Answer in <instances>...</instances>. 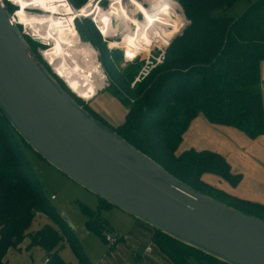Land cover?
I'll return each mask as SVG.
<instances>
[{
    "label": "trees",
    "instance_id": "1",
    "mask_svg": "<svg viewBox=\"0 0 264 264\" xmlns=\"http://www.w3.org/2000/svg\"><path fill=\"white\" fill-rule=\"evenodd\" d=\"M68 1L74 8L85 2ZM176 1L183 8L188 24L164 48L160 62L132 86L137 75L133 65L123 71L117 69L108 59L101 38L93 37V32L96 33L93 27L90 25L89 29L75 21L81 38L98 49L110 80L108 88L126 110L116 126L84 105L42 60L37 53V42L26 35L24 38L60 86L96 119L192 188L264 220V204L230 195L204 180L203 175L210 173L232 186L239 183L241 174L232 173L223 155L207 149L176 153L183 133L198 114H203L212 124L235 127L251 139L264 134L260 75V63L264 61V0L251 1L235 18L220 15L218 11L231 7L237 0ZM5 4L11 13L14 6L7 0ZM22 145L31 148L0 109V264L10 247L21 251L20 244L25 240V249L39 246L45 251L48 260L43 264H67L60 256L64 244L72 249L77 264H93L73 227L45 193L25 158ZM97 198L96 211L81 205L87 217L84 226L105 241L109 223L100 212L114 206ZM39 216L52 223L29 230ZM152 230L154 244L173 264H191L192 258L207 264H227Z\"/></svg>",
    "mask_w": 264,
    "mask_h": 264
},
{
    "label": "water",
    "instance_id": "2",
    "mask_svg": "<svg viewBox=\"0 0 264 264\" xmlns=\"http://www.w3.org/2000/svg\"><path fill=\"white\" fill-rule=\"evenodd\" d=\"M0 109L33 151L96 197L227 264H264V220L192 188L79 105L33 52L5 0Z\"/></svg>",
    "mask_w": 264,
    "mask_h": 264
},
{
    "label": "rangeland",
    "instance_id": "3",
    "mask_svg": "<svg viewBox=\"0 0 264 264\" xmlns=\"http://www.w3.org/2000/svg\"><path fill=\"white\" fill-rule=\"evenodd\" d=\"M134 1L136 3H139L144 8L149 9L150 3L155 4L157 0H123L125 13H128V15L133 14V16L141 24H145L147 22L146 16L144 15V13L136 10L137 7L133 4ZM173 1L176 2L181 8V11L173 16V20L176 22L181 21L182 15L185 19L183 21L184 23L186 21V16L184 14L183 8L176 0ZM251 1L253 0H237L231 7L225 10H219L218 14L234 18L238 17ZM66 2L69 4L73 11L77 12L76 15L73 16V27L78 36V40L82 43V45H88V47H85L88 52L91 51V49L95 51L94 59L98 64V75L99 77L104 78L103 81L105 83L104 86L100 90H98L97 94L92 99L88 101L83 100V104L88 105L102 120L106 121L112 126H116L123 120L126 110L122 106V104L112 95V92L108 88L110 80L100 60V53L98 49L90 41L83 40L81 38V34L76 28L75 21L78 20L79 24L86 26V28L89 27L90 29L91 26L93 27L96 32H93V37L98 36L101 38V41L104 44V48L108 54V59L115 65L117 69L123 71L128 68L129 65H133V67L137 71V75L134 78L133 82H131V86L135 81L141 80L149 72V70L155 66L156 63L160 62L164 52V48L166 47V41H164V39H169L171 35H173V33L158 34L152 40L147 42V47L139 56L128 60L125 57L127 53V37L131 34V32H133V27L131 25H128L127 28L125 27V29L121 30L119 29V23L116 22L115 19L111 20L109 23L111 29L113 31L115 30V32L114 35L111 34L110 37L108 35V28L100 26L95 21L94 16L91 17L78 13V11L81 10L85 5L91 3L93 5V8L97 7L99 9H97V13H101L102 11L107 14L110 7H113V2L111 0H85V2H83V4L79 6V8H74L68 0H66ZM16 11L17 7L14 6V9L11 11L12 17L16 14ZM33 12L35 13V11ZM158 12L159 10L157 8L154 11H150L149 15L158 17ZM36 13L40 12L36 11ZM20 30L24 32V35L29 37V39L37 42V53L41 56L42 60L46 62L50 70L55 75H57L53 67L50 66L48 60H46V58L44 57V53L51 50V44H49V42L37 40L34 37L30 36L27 32H25V28L21 25ZM113 45L115 47H112ZM61 80L63 81V79ZM261 90L264 97V80H261ZM206 132L210 133V131ZM204 134L205 132H203L202 138H207L204 137ZM262 135L255 140H251L243 135L245 142L239 141V146L241 145L242 147V157L239 161V167H233V170H235V172L232 173L243 174V178L236 187H233L231 184H229L228 181L214 174L205 173L203 175V178L205 180L214 182V184H216L217 186L223 185L227 186L228 188H235L237 189V191L235 192L236 194H244L249 200L264 204V135ZM181 149L182 147L180 145L176 150V153H178V151H180ZM22 150L24 152L25 158L28 160L35 174L40 179L47 196L50 198L51 195H54V199L50 198L52 204L56 207L60 215L69 224L72 225V227L74 228V233L80 240L87 257L93 264H95V261L102 255L108 253L110 248L113 246L105 242L97 234L87 232L84 227V222L87 217L83 214L81 205L83 204L92 211H96L99 207L98 198L93 193L61 173L54 166L40 157L31 148L22 145ZM111 213L113 212H110L108 210H102L100 212L101 216L108 220L111 225L119 227L122 226L123 223L121 222L120 218ZM43 223L52 222L44 216H39L32 223V226L29 230H34ZM60 256L67 264H77V259L68 244L63 245L60 250ZM196 256L199 257L198 255ZM190 263L207 264L203 261L200 262L196 258L190 259Z\"/></svg>",
    "mask_w": 264,
    "mask_h": 264
},
{
    "label": "bare ground",
    "instance_id": "4",
    "mask_svg": "<svg viewBox=\"0 0 264 264\" xmlns=\"http://www.w3.org/2000/svg\"><path fill=\"white\" fill-rule=\"evenodd\" d=\"M8 1L17 7L12 21L23 26L25 32L35 39L51 44V50L44 53V57L53 67L57 76L63 79L68 88L82 101L92 99L105 83L104 78L98 75V64L94 59L95 51L91 49L88 52L85 48L88 45H82L78 40L73 27V16L77 12L72 10L66 0ZM111 1L113 7H110L107 14L102 11L97 13L98 8H93L91 3L85 5L78 13L94 16L100 26L108 28L109 36L114 35L115 32L111 29L109 23L111 20L115 19L121 30L131 25L133 32L127 37L125 57L128 60L136 58L147 42L158 34L174 33L185 20L182 15L181 21L173 20V16L181 11L180 6L173 0H157L155 4L150 3L149 9L134 1L133 4L137 7L135 9L146 16L145 24H141L133 14L125 13L123 0ZM157 8L159 10L158 17L150 16L149 12ZM36 11L42 13H36Z\"/></svg>",
    "mask_w": 264,
    "mask_h": 264
},
{
    "label": "crops",
    "instance_id": "5",
    "mask_svg": "<svg viewBox=\"0 0 264 264\" xmlns=\"http://www.w3.org/2000/svg\"><path fill=\"white\" fill-rule=\"evenodd\" d=\"M263 66L264 61L260 63V75L262 81L264 80ZM263 99L264 97L262 95V100ZM206 131H210V133ZM203 132H205L204 137L207 138H202ZM243 135L246 136L245 133L235 127L212 124L203 114H198L192 119L183 133L179 144L182 149L178 151L177 154L188 149H207L218 152L225 157L230 165L231 171L235 172L233 167H239V161L242 157V147L241 145L239 146V141L245 142ZM259 137L255 139H258ZM241 177L243 178V174H241ZM205 181L222 189L230 195L249 200L244 194H236L235 192L237 189L235 188H228L223 185L217 186L212 181ZM114 208L115 207L107 210L113 212L111 214L118 216L123 225L120 227L113 226L108 222L109 230L106 233L116 236L118 241L110 248L108 253L97 259L95 264H173L168 256H166L154 244L152 240L153 230L150 226L133 218L120 209ZM85 230L89 232L86 228ZM26 245L27 240L20 244L21 251H17L10 247L6 252L3 264H43L46 258L45 251L39 246L25 249Z\"/></svg>",
    "mask_w": 264,
    "mask_h": 264
},
{
    "label": "built area",
    "instance_id": "6",
    "mask_svg": "<svg viewBox=\"0 0 264 264\" xmlns=\"http://www.w3.org/2000/svg\"><path fill=\"white\" fill-rule=\"evenodd\" d=\"M50 198H51V199H54L55 197H54V195H51ZM104 238H105V241H106L107 243H109L110 245H114V244L118 241V238H117L116 236L111 235V234H109V233H106L105 236H104ZM47 260H48V259L45 258V262H46Z\"/></svg>",
    "mask_w": 264,
    "mask_h": 264
},
{
    "label": "flooded vegetation",
    "instance_id": "7",
    "mask_svg": "<svg viewBox=\"0 0 264 264\" xmlns=\"http://www.w3.org/2000/svg\"><path fill=\"white\" fill-rule=\"evenodd\" d=\"M38 12L42 13L41 11H38Z\"/></svg>",
    "mask_w": 264,
    "mask_h": 264
}]
</instances>
